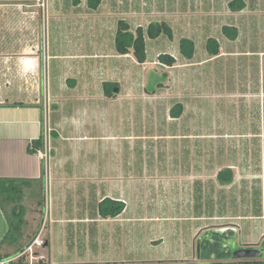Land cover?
Listing matches in <instances>:
<instances>
[{"label": "rangeland", "instance_id": "1", "mask_svg": "<svg viewBox=\"0 0 264 264\" xmlns=\"http://www.w3.org/2000/svg\"><path fill=\"white\" fill-rule=\"evenodd\" d=\"M14 1L17 0H0V3ZM39 1L41 3L42 0ZM47 1L50 3V0H43L45 4ZM260 3V7H264V2ZM74 5L70 0H59V15L54 18L50 12L46 13L47 16L45 14V24L42 27L40 23L39 27L40 38L45 42L41 41L44 47L41 58L44 56L43 51L49 54L55 51L62 53L67 47L75 51L77 44L85 52L92 51L86 44L89 43L87 35L78 37L80 31L84 33L86 29L68 15V9ZM37 11L41 12L40 9ZM211 18L208 16L202 21L211 29L206 35L220 40L224 51L228 52L229 47H232L240 53L243 51L242 54L232 57L227 54L210 63L196 65L206 55V43L201 42L203 38L199 35L203 33L202 30L195 32L199 35V42L195 62L190 63L194 65H187L173 44L169 45L168 51L177 59L174 67L161 65L158 56L153 60L158 53L152 50L163 46V39L153 43L156 45L150 49V64H131L132 59L106 60L105 63L94 60L95 69L100 64L107 66L103 70L99 69L97 75L102 74V79L119 83L121 92L115 95V101L109 99L108 104L99 106L101 110L97 109V115L91 113L85 118L88 133L96 137V142L92 146L87 145L83 152L74 153L73 156L81 162L71 164L62 171V175L70 177L62 176L58 182L61 188H98L108 190L110 195H122L134 207L130 215L135 216L150 215L148 208L159 211L164 208L158 215L167 217L175 214L170 209L172 207L178 208V214L184 207L192 206L198 215L203 209L206 217L214 214L224 217L220 221L224 222L221 223L223 226H253L254 222L251 221L233 220L234 215L255 216L261 204L264 205V13L254 17L253 29L259 35L252 37L249 42L250 35L244 28L237 42H229L222 28L230 22ZM108 24V20L104 22L103 17L94 18V51L102 49V42L106 44L107 52L115 49V35ZM131 26L134 28L133 22ZM1 29H4L2 25ZM188 33L193 34L190 31ZM31 40L34 41V37ZM247 50L257 52L253 54L256 56L244 54ZM55 63L48 61L53 69ZM50 68L49 78L53 80L55 73ZM161 71L167 72L169 77L165 80L161 78ZM156 76L164 82V87L152 93L150 91L153 89L149 86L154 83ZM198 78H202L199 92ZM247 79L251 80L250 85L243 84ZM32 81L35 83V80ZM188 95L190 97L187 98ZM41 102L47 112L44 101ZM180 103L186 109L181 118L174 119L170 109ZM65 155L63 152L62 156ZM229 166L234 167L236 180L230 186H219L215 176L220 169ZM91 177H96V181ZM48 189V184L38 185L34 188V197L29 196L30 191L26 190L23 205L29 213L24 230L27 238L42 224ZM184 190L188 191L186 195ZM66 200L73 201V204H91L89 198L68 197ZM190 224L182 222L178 227L185 232ZM260 224L264 225V222ZM156 226L159 227L158 235L162 234L160 231L164 228L167 238L164 244L156 248H151L147 243L152 235L148 222L116 225L110 228V234L123 241L118 251L124 254L133 250L138 256L149 253L160 256L164 250L179 247V243L171 236L172 222L162 221ZM230 228L235 227L230 225ZM236 230L226 233L225 238L223 234L221 237L217 235L219 229H212L211 232L205 230L199 240L206 241L207 248L220 253L221 260L217 263L233 262L237 252L244 250L242 243L249 233L245 228L240 233ZM255 250L260 252L258 261L264 263V240Z\"/></svg>", "mask_w": 264, "mask_h": 264}, {"label": "crops", "instance_id": "2", "mask_svg": "<svg viewBox=\"0 0 264 264\" xmlns=\"http://www.w3.org/2000/svg\"><path fill=\"white\" fill-rule=\"evenodd\" d=\"M58 1L50 0V3L47 1V4L43 0L41 3L39 0L0 3V179L37 181L44 178L46 185H49V189L46 191V208L42 224L34 229L30 237L24 236L21 243L26 244L25 249L19 254H15V247L3 243L10 227L0 205V255L2 257L0 262L12 260L10 264H221L217 263L218 260H221L220 253L213 248H207L206 241L199 239L205 230L211 232L212 229H220L221 223H224L220 221L224 217L217 214L206 217L202 208L198 215L195 213L196 211H193L192 206L184 207L178 214H176L178 208L172 207L170 209L175 214L167 217L158 215L164 208H161L160 211L148 208L150 215H130L134 207L129 205V201L122 195H110L108 190L98 188L93 190L86 187L63 189L58 182L62 176H69L62 175V171L66 170L67 166L81 162L80 159L73 156L74 153L83 152L87 145L92 146L96 142V137L88 133L86 127L88 123L85 118L91 113L97 115V109L101 110L98 107L108 104L109 99L116 100L114 99L116 96L106 95L104 87L107 82H116L108 81L107 78L102 79V74L97 75L99 69L103 70L107 66L100 64L95 69L94 60L105 63L106 60L132 59L131 64L138 63L133 55H119L116 47L107 52L104 42L100 44L102 49L93 50V45H95L93 42L95 32L93 21L95 17L98 19L103 17L104 22L108 20V25L115 38L116 27L120 20H125L130 25L133 22L135 25L134 28L131 26L133 30L139 27L146 30L153 22L168 23L174 31V39H168L166 36L154 40L148 38V60L145 64H150V49L156 45L153 43L165 40L163 46L153 48L152 51L155 50L158 53L153 60L165 52L170 54L168 51L170 44L176 45L178 49L176 51L182 57L180 53L181 39L193 40L197 48L198 36L201 35L203 38L201 42L206 43V55L201 62L195 63L201 66L223 58L224 55L228 54L229 57H232L243 52L240 53L232 47H229L228 52L224 51L220 40L212 35H206V32L210 33L211 29L202 21L210 16L213 20L222 19L230 22L223 26L222 31L224 27H233L238 30L236 40L226 37L223 31L224 36L232 43L241 38L244 28L245 32L247 31L250 35L247 40L249 42L252 37L259 35L253 29L252 21H254V17L264 13V7H262L263 9L260 7V2L262 1L263 4L264 0H171L170 2L169 0H102L97 9H92L90 0H70L75 5L68 9V15L71 20L84 26L85 32L80 31L78 37L87 35L89 43L86 44L92 48V51L85 52L80 49V44H77L75 51H70L69 47L62 53L55 51V53L49 54L46 51L47 55H45L46 53L43 51L44 56L41 58L43 47L41 41L43 42V39L40 38L39 33L40 23L43 27L45 14L48 12L54 18L59 15ZM42 2L45 4L44 7H41ZM233 2H237V7L244 5V8L233 9L231 7ZM37 9H40L41 12L38 13ZM1 25L4 29H1ZM202 30V34H195ZM189 31L193 34H189ZM32 37H34V41L31 40ZM211 38L218 41L220 45L218 56H211L207 50V43ZM35 42L36 44L32 45ZM173 47L175 48V46ZM244 52L247 55L257 54V52L249 50ZM174 58L176 59V57ZM195 58L196 54L192 60L183 59L187 61V65H194L190 63L195 62ZM45 59L47 64H45ZM49 60L56 62L54 69L48 65ZM49 68L54 70L53 80L49 78ZM32 80H35V83ZM201 83L202 78H198V92ZM243 84L250 85L251 80L247 79ZM119 89L121 92L120 84ZM42 100L47 112L43 107ZM97 102L100 104H96ZM182 105L185 111L186 107L184 104ZM46 128L49 131L47 146L50 150L47 161L39 154L44 150L45 142H43L41 150L36 153L30 152V149L34 148L35 141L44 139ZM63 152L67 154L65 157L62 156ZM226 168L234 169L232 166ZM223 169H220L218 173ZM218 173L215 176L216 181L219 186H224L217 178ZM91 179L96 181V177H91ZM183 193L186 195L188 191L184 190ZM262 195H264L263 192ZM68 197L89 198L91 204H73V201L66 200ZM92 197L95 199H91ZM106 199L122 202L124 204L122 212L115 217L105 216L104 209L107 211V208L111 207L102 205ZM28 214L27 212L26 220L29 219ZM242 219L246 222H254L253 226L250 224H247V227L230 225L238 229L239 233L244 228L249 232L246 241L242 243L244 246L242 249H257L264 240V227H262L264 225L260 224L264 222V205H261L257 215H246L245 217L234 215L233 221ZM134 221L150 223L152 235L147 243L151 248L159 247L167 241L164 236L165 229L162 228L160 231L162 234L158 235L159 227L156 224L162 221L172 222L174 226L170 228L173 232L171 236L179 243V247L164 250L160 256L151 253L138 256V253L135 255L133 250L127 254L120 253L118 249L123 241H120L118 237L115 239L110 234V228L134 223ZM233 221L231 220V222ZM182 222L189 224L196 222V224L188 225L184 232L178 227V224ZM235 228L232 229L237 232ZM159 236L161 237L159 238ZM36 237L43 238L46 245L39 247L40 249L37 248L35 259L31 262L30 256L25 253V250ZM198 240V249H196ZM235 259L228 264H264L258 261L259 257L254 259L236 257Z\"/></svg>", "mask_w": 264, "mask_h": 264}, {"label": "trees", "instance_id": "3", "mask_svg": "<svg viewBox=\"0 0 264 264\" xmlns=\"http://www.w3.org/2000/svg\"><path fill=\"white\" fill-rule=\"evenodd\" d=\"M102 0H90V6L92 9H97ZM237 2H233L231 7L235 10L243 9L244 5L236 6ZM226 37L232 40H236L238 37V30L233 27H224L223 29ZM161 36H166L168 39H174V31L171 26L166 22H153L146 30L142 27L137 28L135 31L132 29L131 25L125 21L120 20L117 27L115 47L119 55H133L139 64H145L148 60V50H147V39H158ZM207 50L211 56H218L220 54V45L215 39H209L207 43ZM180 53L186 60H192L196 54V46L193 40L189 38H182L180 41ZM159 62L161 65L166 67H174L177 60L170 54H160ZM168 73L161 71V78L167 79ZM154 83L149 86L150 92L154 93L156 89L164 87V82L161 81L157 76L155 77ZM105 92L107 96L113 94L114 88H119V84L107 82L104 84ZM115 96V95H113ZM184 112V106L182 104H176L170 110V114L174 118H180ZM44 139H40L34 142V148L30 149L31 153H36L43 147ZM221 185H229L234 181V171L231 168H225L218 173L217 176ZM38 185H46L45 179L42 178L37 181L30 180H9L0 179V205L7 217L9 222V232L5 237L3 243L12 245L16 248L15 254L21 253L25 249L22 240L24 239V230L27 227L26 220V207L23 205V200L25 199L27 192L29 190V196L34 197V188ZM102 205L111 206L104 209L105 216L115 217L119 215L124 204L122 202L114 201L111 199H106ZM2 259L0 255V260ZM228 264V263H223Z\"/></svg>", "mask_w": 264, "mask_h": 264}, {"label": "built area", "instance_id": "4", "mask_svg": "<svg viewBox=\"0 0 264 264\" xmlns=\"http://www.w3.org/2000/svg\"><path fill=\"white\" fill-rule=\"evenodd\" d=\"M45 4L42 2L41 7H44ZM48 129L46 128L45 130V135H44V142H45V147L44 150H42L39 154L40 157H42L45 161H47L50 150L47 146V140H48ZM46 245V241L43 238L36 237L26 248L25 253L29 254L31 262L35 259V249L37 247H44ZM12 260H7L4 262H0V264H10Z\"/></svg>", "mask_w": 264, "mask_h": 264}, {"label": "water", "instance_id": "5", "mask_svg": "<svg viewBox=\"0 0 264 264\" xmlns=\"http://www.w3.org/2000/svg\"><path fill=\"white\" fill-rule=\"evenodd\" d=\"M119 91H120L119 88H115L111 96L119 93ZM236 255L238 258H257L260 256V252L256 250H251V249H244V250H240L239 252H237Z\"/></svg>", "mask_w": 264, "mask_h": 264}, {"label": "flooded vegetation", "instance_id": "6", "mask_svg": "<svg viewBox=\"0 0 264 264\" xmlns=\"http://www.w3.org/2000/svg\"><path fill=\"white\" fill-rule=\"evenodd\" d=\"M264 196V195H263ZM262 205V204H261ZM261 208V207H260ZM222 229V230H221ZM219 233L217 234L219 237H221L222 235L221 234H223V238H225V236H226V233H233V232H235L232 228H230V226L228 225V226H223V225H221L220 226V229H219V231H218ZM248 249H251V250H253L254 248H248ZM255 250V249H254Z\"/></svg>", "mask_w": 264, "mask_h": 264}]
</instances>
